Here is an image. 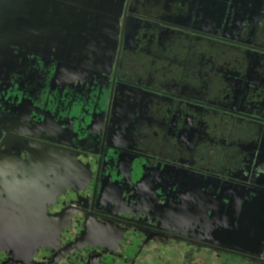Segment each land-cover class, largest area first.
Here are the masks:
<instances>
[{
    "label": "flooded vegetation",
    "instance_id": "flooded-vegetation-1",
    "mask_svg": "<svg viewBox=\"0 0 264 264\" xmlns=\"http://www.w3.org/2000/svg\"><path fill=\"white\" fill-rule=\"evenodd\" d=\"M0 16V264H264L261 232L213 233L264 212V0H0ZM37 236L56 246L21 255Z\"/></svg>",
    "mask_w": 264,
    "mask_h": 264
},
{
    "label": "water",
    "instance_id": "water-1",
    "mask_svg": "<svg viewBox=\"0 0 264 264\" xmlns=\"http://www.w3.org/2000/svg\"><path fill=\"white\" fill-rule=\"evenodd\" d=\"M4 20L1 18L0 16V52L3 51V38H2V25H4ZM8 132V131H7ZM8 154L7 152L3 153L1 156L4 157L5 155H10L11 156V151L9 150ZM44 155H53L49 152H45ZM247 214V217L252 219V220H247L246 224L244 227H242V229H235L232 230L230 228H220L218 229L215 225V229H214V236L216 238L217 241H226V240H234L235 242L238 241V238L240 236V233H243L245 235L246 241H247V245L249 246H253L256 240V234L257 232H261L262 233V241L261 243H264V212L263 211H259L258 208H256V212H252V213H244ZM213 217L215 218V214L213 213L212 219ZM255 218L257 220V226H254V222H255ZM254 230L256 231L254 233ZM86 232H91L92 230L87 231V227L85 229ZM19 232L17 231V238H23L18 236ZM88 235V234H87ZM88 237V236H86ZM85 236H83V238H80V240H77L76 243L69 245V247L66 249V252H70L73 250H77L79 248L82 247H94V244L90 242L85 243V241L87 240ZM53 238L51 237H43V236H37L34 240L33 243H27L24 245L22 252H20V254L24 255V256H28V257H33L36 254V251L38 250V248H43V247H55L56 246V242L52 240ZM83 242V244H82ZM11 248H15L14 245L9 246V248H7L8 250ZM100 248V247H99ZM18 249V246H17ZM18 252V251H17Z\"/></svg>",
    "mask_w": 264,
    "mask_h": 264
},
{
    "label": "rangeland",
    "instance_id": "rangeland-1",
    "mask_svg": "<svg viewBox=\"0 0 264 264\" xmlns=\"http://www.w3.org/2000/svg\"><path fill=\"white\" fill-rule=\"evenodd\" d=\"M173 253L176 254L179 258H182L180 255L177 254L178 253L177 250H174ZM212 261L213 262H205V263H200V264H249L243 259L228 258V257L224 259L223 258L214 259V257H212Z\"/></svg>",
    "mask_w": 264,
    "mask_h": 264
}]
</instances>
